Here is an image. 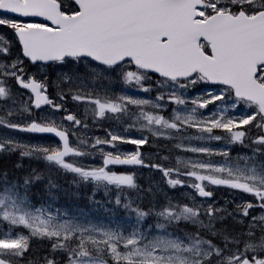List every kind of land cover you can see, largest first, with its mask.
Masks as SVG:
<instances>
[{
	"label": "snow or ice",
	"instance_id": "snow-or-ice-1",
	"mask_svg": "<svg viewBox=\"0 0 264 264\" xmlns=\"http://www.w3.org/2000/svg\"><path fill=\"white\" fill-rule=\"evenodd\" d=\"M0 264H264V0H0Z\"/></svg>",
	"mask_w": 264,
	"mask_h": 264
},
{
	"label": "trees",
	"instance_id": "trees-1",
	"mask_svg": "<svg viewBox=\"0 0 264 264\" xmlns=\"http://www.w3.org/2000/svg\"><path fill=\"white\" fill-rule=\"evenodd\" d=\"M143 182V181H142ZM83 192V190H81ZM61 202H64V197H63V194L61 193ZM100 197L97 196V199H99ZM69 203H72V204H76L78 205L79 207L81 208H84L85 210H88L89 209V205H88V202L86 199H83L81 198L80 200H73V201H70Z\"/></svg>",
	"mask_w": 264,
	"mask_h": 264
}]
</instances>
